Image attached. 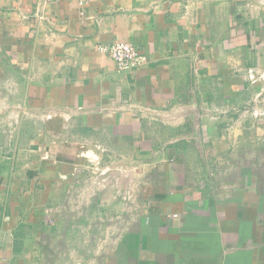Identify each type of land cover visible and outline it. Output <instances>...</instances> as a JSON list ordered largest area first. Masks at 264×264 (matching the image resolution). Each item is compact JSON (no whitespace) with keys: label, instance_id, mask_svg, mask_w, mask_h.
<instances>
[{"label":"crops","instance_id":"obj_1","mask_svg":"<svg viewBox=\"0 0 264 264\" xmlns=\"http://www.w3.org/2000/svg\"><path fill=\"white\" fill-rule=\"evenodd\" d=\"M261 74L264 0H0V264H264V191L212 126Z\"/></svg>","mask_w":264,"mask_h":264},{"label":"rangeland","instance_id":"obj_2","mask_svg":"<svg viewBox=\"0 0 264 264\" xmlns=\"http://www.w3.org/2000/svg\"><path fill=\"white\" fill-rule=\"evenodd\" d=\"M248 98L244 107L237 109H230V115L234 116L228 125L214 123V130L217 132L227 131L230 133V150L223 157L224 165H229V182H243L247 179L249 183L255 184L264 191V91L257 90L259 85L254 84L250 79L247 81ZM257 87V88H256ZM257 90V91H256ZM262 90V89H261ZM194 112H192L193 114ZM213 117L220 115L221 112L217 109L209 111ZM246 115L244 122L238 123L237 116ZM236 117V118H235ZM173 121L172 118H169ZM191 127L192 125L189 124ZM223 129V130H222ZM233 135V136H232ZM220 142L219 140H217ZM191 142V141H190ZM200 142V141H199ZM215 142V141H213ZM235 148V149H234ZM217 157V158H216ZM217 163H221L222 156H214ZM235 179V180H233ZM221 182V180H220ZM122 201V200H121ZM124 203V201H122ZM74 205L73 220H64L67 226L71 224L72 227H82L83 224L78 221L77 207ZM60 213V212H59ZM52 223V222H51ZM93 226L107 228L109 226H116L114 218H107L106 220L97 221ZM79 253H72L71 258L76 259Z\"/></svg>","mask_w":264,"mask_h":264},{"label":"built area","instance_id":"obj_3","mask_svg":"<svg viewBox=\"0 0 264 264\" xmlns=\"http://www.w3.org/2000/svg\"><path fill=\"white\" fill-rule=\"evenodd\" d=\"M52 2V0H45ZM85 0H78V6L83 8ZM99 53L108 56L115 64L118 72H131L140 69L146 63V57L132 44L127 42H114L101 44L97 47ZM250 81L259 86L264 84V74L256 77L250 76ZM50 223L52 220L49 221Z\"/></svg>","mask_w":264,"mask_h":264}]
</instances>
